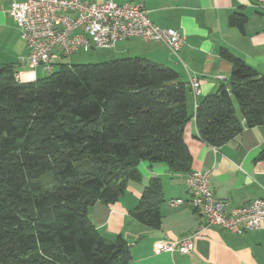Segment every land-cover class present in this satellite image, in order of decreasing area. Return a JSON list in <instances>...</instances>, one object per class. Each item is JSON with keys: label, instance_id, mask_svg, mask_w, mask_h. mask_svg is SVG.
<instances>
[{"label": "trees", "instance_id": "1", "mask_svg": "<svg viewBox=\"0 0 264 264\" xmlns=\"http://www.w3.org/2000/svg\"><path fill=\"white\" fill-rule=\"evenodd\" d=\"M228 21L244 32L248 14ZM220 53L233 64L229 82L195 112L196 137L214 146L264 124V74L226 48ZM50 73L24 82L0 65V264H130L129 243L103 236L89 209L118 200L140 178L141 160L190 171L192 89L173 67L141 56ZM164 201L163 182L153 178L133 216L159 226Z\"/></svg>", "mask_w": 264, "mask_h": 264}, {"label": "crops", "instance_id": "2", "mask_svg": "<svg viewBox=\"0 0 264 264\" xmlns=\"http://www.w3.org/2000/svg\"><path fill=\"white\" fill-rule=\"evenodd\" d=\"M115 1L143 2L156 25L180 30L186 37L185 42L176 54L163 41L131 37L120 40L112 49V55L99 54L98 58L141 56L173 67L187 83L191 77L199 78L201 92L197 95L191 92L187 101L191 115L184 140L193 157L190 171L175 172L165 162L141 160L137 164L140 178L130 180L118 200L93 204L89 209L91 220L103 236L122 235L126 239L130 264H264V226L244 233L206 226L205 217L189 202L186 182L192 170L210 171L214 196L223 200L228 210L264 198V159H258L264 148V124L245 127L234 139L214 146L196 137L195 120L199 102L219 91L231 77L233 64L222 57L221 48L233 52L264 74V0ZM10 8L11 0H0V65L11 66L20 81L44 78L46 71L42 66L29 65V48L20 36ZM234 12L248 14L244 32L229 25V16ZM72 56L59 60L55 68L76 63L71 60ZM153 178L163 182L165 201L160 207L159 226H148L133 216ZM172 198H183L185 203L172 207L169 204ZM189 236H193L194 243L191 252L155 250L158 241Z\"/></svg>", "mask_w": 264, "mask_h": 264}, {"label": "built area", "instance_id": "3", "mask_svg": "<svg viewBox=\"0 0 264 264\" xmlns=\"http://www.w3.org/2000/svg\"><path fill=\"white\" fill-rule=\"evenodd\" d=\"M10 14L29 48V65L42 66L47 73L54 71L59 60L79 50L112 49L120 40L140 37L163 41L177 54L186 38L178 29L156 25L144 3L136 1L11 0ZM188 85L195 95L201 92L199 78L191 77ZM186 182L189 202L205 217L206 226H219L236 233L264 226V198L228 210L226 203L214 196L210 171L192 170ZM184 203L183 198L169 200L172 207ZM193 248V236L155 243L156 252L188 253Z\"/></svg>", "mask_w": 264, "mask_h": 264}, {"label": "rangeland", "instance_id": "4", "mask_svg": "<svg viewBox=\"0 0 264 264\" xmlns=\"http://www.w3.org/2000/svg\"><path fill=\"white\" fill-rule=\"evenodd\" d=\"M113 49V48H112ZM112 49H106V48H93L91 49L90 51H84V50H80L79 52H76L75 55H73L71 57V60H73V62L76 61V63H78L80 60L81 62L85 63V62H103V61H109V60H113L115 58H120V57H126V55H118L117 57H109L107 59H99V54L102 55V54H111L112 55V52L113 50ZM128 56V55H127ZM60 71V66L55 68V70L53 71V73H56ZM50 74L52 73H45L44 72V78L48 77ZM43 182L45 184H51V182L53 181V173L52 172H49L47 174H45L43 176Z\"/></svg>", "mask_w": 264, "mask_h": 264}]
</instances>
